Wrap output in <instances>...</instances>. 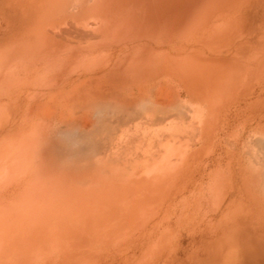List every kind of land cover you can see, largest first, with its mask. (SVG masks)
Masks as SVG:
<instances>
[{
  "label": "rangeland",
  "instance_id": "rangeland-1",
  "mask_svg": "<svg viewBox=\"0 0 264 264\" xmlns=\"http://www.w3.org/2000/svg\"><path fill=\"white\" fill-rule=\"evenodd\" d=\"M0 264H264V0H0Z\"/></svg>",
  "mask_w": 264,
  "mask_h": 264
}]
</instances>
